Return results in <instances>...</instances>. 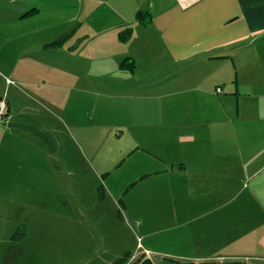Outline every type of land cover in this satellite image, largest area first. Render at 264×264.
Instances as JSON below:
<instances>
[{
	"label": "rangeland",
	"instance_id": "obj_1",
	"mask_svg": "<svg viewBox=\"0 0 264 264\" xmlns=\"http://www.w3.org/2000/svg\"><path fill=\"white\" fill-rule=\"evenodd\" d=\"M102 2L0 0V98L6 97L13 119L8 114L0 124V264L10 258L9 264H86L90 256H110L116 244H104L106 252L99 254L55 247L57 231L65 227L67 234L74 228L80 235H101L96 219L107 216L124 245L120 264H192L200 256L178 232L160 224L144 201L165 199L167 191L158 196L149 183L137 180L144 148L139 140L153 149L156 138L149 126L159 116L168 118L166 102L161 114L153 97L200 78L178 71L177 81H170L157 70L163 60L147 54L145 41L142 52L148 56L136 62L141 74L132 76L135 62L124 56H137L136 42H123L118 34L132 8ZM143 77L147 83L136 80ZM158 127L162 144L154 145L162 149L171 131ZM70 218L79 224L71 226ZM22 226L25 239L12 241ZM146 227L156 231L152 240ZM233 262L238 261L226 258L219 264Z\"/></svg>",
	"mask_w": 264,
	"mask_h": 264
},
{
	"label": "crops",
	"instance_id": "obj_2",
	"mask_svg": "<svg viewBox=\"0 0 264 264\" xmlns=\"http://www.w3.org/2000/svg\"><path fill=\"white\" fill-rule=\"evenodd\" d=\"M119 1L103 0L113 4L111 8H132L131 17L123 16L117 27L121 41L136 42L137 56H124L135 62L132 76L141 74L137 61L155 54L163 60L157 70L169 74L170 81H177L179 72L200 78L191 86L185 80L161 98L152 96L158 112L166 102L168 118L159 116L158 123L149 126L156 138L151 145L162 144L157 132L163 124L171 131L172 147L170 140L162 149L139 140L144 148L137 180L149 183L158 196L168 193L165 199L144 201L160 224L178 232L182 243L200 254L192 264H219L226 258L264 264V0ZM142 8L149 10L148 25L136 20ZM143 41L149 46L147 54L142 52ZM136 80L148 82L145 77ZM186 84L190 87L184 88ZM7 112L13 121L9 105ZM76 220L71 226L79 224ZM96 220L101 235H80L74 228L67 234L65 227L57 231L56 249L99 254L106 252L104 244L113 243L117 246L112 255L90 256L84 263L120 264L126 255L119 232L110 228L108 216ZM154 232L145 228L151 240Z\"/></svg>",
	"mask_w": 264,
	"mask_h": 264
},
{
	"label": "trees",
	"instance_id": "obj_3",
	"mask_svg": "<svg viewBox=\"0 0 264 264\" xmlns=\"http://www.w3.org/2000/svg\"><path fill=\"white\" fill-rule=\"evenodd\" d=\"M150 13H149V10L147 9V8H142V9H139L138 10V12H137V14H136V20L138 21V22H140L141 24H143V25H148L149 24V21H150ZM129 31V29H127L126 31H124V32H128ZM124 32H122L121 34H120V38L121 39H123V33ZM127 59H130V58H126L125 60H127ZM125 63L126 62H122V66H125ZM131 69H134V65H132L131 66ZM217 92H220V90L219 89H217ZM1 100H3L4 101V103H5V111H4V115H3V120L1 121V123L0 124H2L3 123V121H4V117L5 116H7V114H8V112H7V100H6V97H3V98H0V101ZM17 231H22L20 234H16V233H14L13 235H12V241H14L15 239H20V238H22V241L25 239V228L22 226V227H20ZM13 243V242H12ZM18 246V245H17ZM19 247V246H18ZM16 248L15 249V251L16 250H20L21 252H22V248ZM10 261H11V258L10 259H8L7 260V264H9L10 263ZM231 264H247L246 262H233V263H231Z\"/></svg>",
	"mask_w": 264,
	"mask_h": 264
},
{
	"label": "built area",
	"instance_id": "obj_4",
	"mask_svg": "<svg viewBox=\"0 0 264 264\" xmlns=\"http://www.w3.org/2000/svg\"><path fill=\"white\" fill-rule=\"evenodd\" d=\"M5 111V103L3 100L0 101V123L3 120V115Z\"/></svg>",
	"mask_w": 264,
	"mask_h": 264
}]
</instances>
